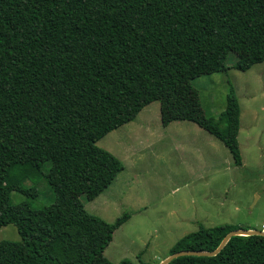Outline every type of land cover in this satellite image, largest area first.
<instances>
[{
    "label": "trees",
    "instance_id": "obj_1",
    "mask_svg": "<svg viewBox=\"0 0 264 264\" xmlns=\"http://www.w3.org/2000/svg\"><path fill=\"white\" fill-rule=\"evenodd\" d=\"M263 62L264 0H0V227L13 225L20 237L0 242V264H110L102 253L129 215L108 223L72 198L95 199L124 168L96 142L198 77ZM228 93L230 139L197 106L179 117L164 104L162 123L192 121L240 167V110L232 86ZM40 180L54 200L34 208L38 191L24 183ZM12 193L25 200L12 203ZM239 229L200 226L168 256L212 252ZM169 264H264V236L232 237L214 257Z\"/></svg>",
    "mask_w": 264,
    "mask_h": 264
},
{
    "label": "rangeland",
    "instance_id": "obj_2",
    "mask_svg": "<svg viewBox=\"0 0 264 264\" xmlns=\"http://www.w3.org/2000/svg\"><path fill=\"white\" fill-rule=\"evenodd\" d=\"M237 54L235 50L229 56L227 66ZM190 83L170 98L149 104L134 121L97 141L96 146L124 168L95 199L72 195L88 213L108 223L129 215L102 253L110 264L125 259L158 264L177 240L200 226L264 231V62L246 72L228 69ZM230 86L240 110L236 135L240 167L220 142L192 121L182 117L162 123L164 104L176 108L178 116L197 106L211 128L230 139L234 131ZM15 180L13 176L8 182ZM24 184L38 191L30 200L34 208L53 202L54 194L43 180ZM23 200L22 195L11 194L12 203ZM4 240H20L15 226L0 227V242Z\"/></svg>",
    "mask_w": 264,
    "mask_h": 264
},
{
    "label": "water",
    "instance_id": "obj_3",
    "mask_svg": "<svg viewBox=\"0 0 264 264\" xmlns=\"http://www.w3.org/2000/svg\"><path fill=\"white\" fill-rule=\"evenodd\" d=\"M249 237V236H264V231H253V230H234L229 232L221 241L219 246L212 252H203V251H181L177 252L175 254H172L170 256H167L164 260L159 262L158 264H169L171 261H173L176 258L183 257V256H193V257H214L225 247L227 242L232 237Z\"/></svg>",
    "mask_w": 264,
    "mask_h": 264
}]
</instances>
